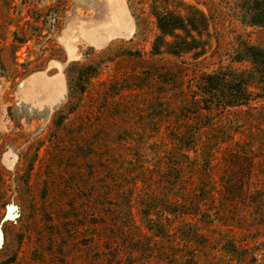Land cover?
Masks as SVG:
<instances>
[{"label": "rangeland", "instance_id": "rangeland-1", "mask_svg": "<svg viewBox=\"0 0 264 264\" xmlns=\"http://www.w3.org/2000/svg\"><path fill=\"white\" fill-rule=\"evenodd\" d=\"M188 6L206 54L152 55L154 11ZM253 18L243 0H0V264H264V99L193 100L204 74L252 69L234 56L264 48Z\"/></svg>", "mask_w": 264, "mask_h": 264}, {"label": "trees", "instance_id": "trees-1", "mask_svg": "<svg viewBox=\"0 0 264 264\" xmlns=\"http://www.w3.org/2000/svg\"><path fill=\"white\" fill-rule=\"evenodd\" d=\"M253 14V25L264 23V0H243ZM188 13L180 15L174 11H154L158 35L152 46V55H169L182 58L192 54L194 59L205 55L210 47L211 25L207 15L198 8L188 6ZM0 52V71L4 70ZM237 63L247 62L250 71L220 70L204 74L194 93V104L206 113L231 112L249 107L264 99V48L243 44L234 56ZM208 125H204L206 127ZM194 150V149H191ZM204 196V189H199ZM180 207V206H179ZM186 208L185 206H183ZM186 210V209H185ZM201 206L184 212L175 211L178 216H201ZM192 211V212H191Z\"/></svg>", "mask_w": 264, "mask_h": 264}, {"label": "bare ground", "instance_id": "bare-ground-1", "mask_svg": "<svg viewBox=\"0 0 264 264\" xmlns=\"http://www.w3.org/2000/svg\"><path fill=\"white\" fill-rule=\"evenodd\" d=\"M111 6V5H110ZM120 10V9H119Z\"/></svg>", "mask_w": 264, "mask_h": 264}]
</instances>
